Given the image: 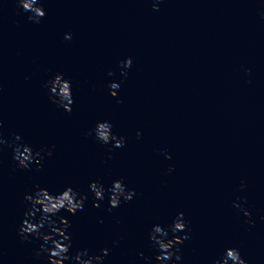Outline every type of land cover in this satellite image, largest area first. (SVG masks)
Instances as JSON below:
<instances>
[{
    "label": "water",
    "instance_id": "water-1",
    "mask_svg": "<svg viewBox=\"0 0 264 264\" xmlns=\"http://www.w3.org/2000/svg\"><path fill=\"white\" fill-rule=\"evenodd\" d=\"M145 2L170 142L206 260L236 247L248 264H264V0H163L158 10Z\"/></svg>",
    "mask_w": 264,
    "mask_h": 264
},
{
    "label": "clouds",
    "instance_id": "clouds-1",
    "mask_svg": "<svg viewBox=\"0 0 264 264\" xmlns=\"http://www.w3.org/2000/svg\"><path fill=\"white\" fill-rule=\"evenodd\" d=\"M162 2L163 0H152V9L158 10ZM16 4L33 23L39 24L46 15L42 0H16ZM261 15L264 17V12ZM63 38L65 41H71L72 33L65 32ZM132 64L133 59L131 56L120 62L122 79L127 77ZM244 72L248 75L250 69L245 68ZM107 75L111 77L114 73L109 71ZM121 83L122 81H110L107 85L109 95L116 97L118 90L121 88ZM42 87L46 90L47 98L52 104L65 112H72L74 103L73 84L70 79L65 78L63 72L57 71L49 76ZM2 126L3 121L0 120V128ZM113 127L110 120H98L86 133L96 143L110 145L109 159L113 158L112 149L123 148L126 145V138L122 135L117 136L113 132ZM137 136H140L139 131ZM4 145L11 149L12 160L19 169L30 170L35 168L36 171H40L45 157L53 155L52 148L47 146L34 151L32 146L25 143L22 136L17 133H10L9 138L5 139L3 133L0 132V151H3ZM159 151L165 159H171L167 150L160 149ZM173 170L172 167L167 169L168 172ZM240 188L244 189L246 185L242 183ZM89 194L95 207H100L99 202L104 201L107 194V211L111 212L113 209L118 208L122 201L133 200L137 193L136 189L129 188L126 185L122 177L113 179L111 186L108 188L98 180L92 181L88 184V194L77 191L71 186H66L63 190L53 193L48 188L39 185L30 192L24 193L23 205L25 210L16 231L22 241L32 239L41 241L39 249L34 253L35 257L40 258L42 255H46L49 264H65L66 261L68 264H105L106 257L112 251L109 247L100 248L98 254H90L87 248L78 249L74 253L71 252L72 235L68 231L70 221L63 216H59L62 210L72 215H75L78 210L82 211ZM244 203H247L246 198ZM234 207L240 209L243 216L251 217V212L242 204L235 203ZM148 219L151 220V217ZM189 233L188 221L185 219L183 212H178L172 217L171 222L166 225L153 223L148 230V240L151 248L157 253L154 258L155 264H179L182 261L179 246L184 240L191 238ZM112 243L115 245L118 241L113 240ZM139 255L142 256L143 253H139ZM145 260L150 261V258L145 257ZM212 264H248V262L241 255L239 248L225 247L213 259Z\"/></svg>",
    "mask_w": 264,
    "mask_h": 264
}]
</instances>
